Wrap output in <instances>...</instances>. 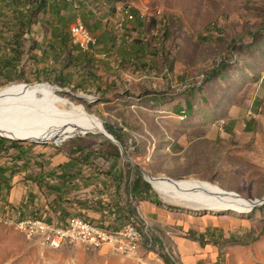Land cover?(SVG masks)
<instances>
[{
	"label": "rangeland",
	"instance_id": "1",
	"mask_svg": "<svg viewBox=\"0 0 264 264\" xmlns=\"http://www.w3.org/2000/svg\"><path fill=\"white\" fill-rule=\"evenodd\" d=\"M114 3L130 6L133 13L139 10L145 16H156L146 26L157 31L168 71L176 69L177 86L163 97V110L150 108L147 117H140L148 121L150 129L123 131L126 136L121 140L122 150L96 128L67 132L51 143L0 137V148L15 143L29 147L22 152L38 156L62 152L143 156L153 172L178 173L174 180L207 181L245 199L263 200L264 0H101L95 7L111 12ZM95 4L90 0L88 7L94 10ZM80 9L66 6L52 19V25H60L62 15L70 18V25L78 16L83 19ZM49 21L47 18L48 25ZM146 59L157 68L155 57L147 55ZM33 70L30 66L21 68L22 81L2 82L0 88L46 82L60 88L56 93L59 97L83 106L89 115L98 118L105 130L106 126L119 129L117 124L125 127V122H131L125 113L124 98L99 99L72 86L48 82V76H35L38 72ZM192 84L198 88L186 87ZM75 94L95 100L78 99ZM188 104L191 109L183 116L180 111ZM146 133L154 137L155 145H136L139 136ZM202 135L216 141L212 150L197 146V155H189L186 145L193 139L202 142ZM171 165L180 171H173ZM149 188L160 204L159 213L145 218L135 208L134 219L128 223L141 233L139 260L123 258L106 248L88 251L73 245L58 250L42 247L13 226L3 224L0 216V264H264V203L248 213L194 211L166 203Z\"/></svg>",
	"mask_w": 264,
	"mask_h": 264
},
{
	"label": "crops",
	"instance_id": "2",
	"mask_svg": "<svg viewBox=\"0 0 264 264\" xmlns=\"http://www.w3.org/2000/svg\"><path fill=\"white\" fill-rule=\"evenodd\" d=\"M95 1L94 10L82 6L83 19L78 15L77 18L96 38L97 44L91 53H82L74 47L69 57L63 50L61 38L55 34L59 25H52V19L57 16L50 12L52 1L47 3L44 11L35 12L29 28L21 32L14 20L19 12L15 8L9 9L6 0H0V82L16 81L21 77V68L30 66L38 72L35 76H47L51 70L72 75L70 86L99 99L111 96L124 98L125 113L130 115L131 122H125V127L117 124L119 129L109 128L115 133L117 142L122 144L121 140L126 136L122 133L128 128L136 131L150 129L148 121H142L140 117H147L150 108L163 110V97L177 86L174 84L176 69H170V73L166 68L167 61L160 53H148L147 42L143 40L147 34L144 32V20L139 19L137 13H133L134 17L125 25L123 36L116 40L119 15L99 11L95 6L101 0ZM132 34L135 41L142 43H127L125 38ZM21 40L23 45L20 49ZM147 55L156 58L157 68L148 59L143 60ZM65 57L70 58L69 62L66 60L65 63ZM194 86L186 87L198 88ZM151 98L154 101L150 102ZM190 109L188 104L180 114L184 116ZM158 135H161L160 129ZM206 137H200L202 142L191 140L185 147L186 152L196 156L194 150L198 149L197 146L210 152L216 141ZM154 142V137L146 133L139 136L136 145L154 146ZM166 144V141L162 142V145ZM22 150L30 149L18 145L0 148L1 218H32L63 226L70 217L76 216L90 224L117 230L133 221L135 208L145 218L159 213L160 204L151 196L150 185L143 172L153 178L174 180L178 177L176 172L151 171L147 158L143 159V156L80 152L38 156ZM171 167L173 171H180L176 165Z\"/></svg>",
	"mask_w": 264,
	"mask_h": 264
},
{
	"label": "bare ground",
	"instance_id": "3",
	"mask_svg": "<svg viewBox=\"0 0 264 264\" xmlns=\"http://www.w3.org/2000/svg\"><path fill=\"white\" fill-rule=\"evenodd\" d=\"M117 31L120 32L119 24ZM70 38L75 45L73 38ZM116 40H119V36ZM75 46L81 51V46ZM59 91L58 86L47 83L10 84L0 88V137L13 141L51 143L67 132L83 128H96L99 134L106 132L98 118L89 115L83 106L59 97L56 94ZM74 96L90 102L95 100L85 94ZM149 182L166 203L194 211L248 213L260 205V200L251 201L235 192L225 191L215 184L197 179L170 181L156 178L149 179ZM77 220L78 223H87L80 218L70 221ZM129 226L132 232H139L134 225ZM13 227L30 239L27 230L19 226ZM110 240H120V245H126L128 251H135L137 254L142 237L137 235L135 243L129 241V237H120V233H110Z\"/></svg>",
	"mask_w": 264,
	"mask_h": 264
},
{
	"label": "built area",
	"instance_id": "4",
	"mask_svg": "<svg viewBox=\"0 0 264 264\" xmlns=\"http://www.w3.org/2000/svg\"><path fill=\"white\" fill-rule=\"evenodd\" d=\"M72 9L75 10L74 0H65ZM114 12L119 13L120 38L123 36V25L130 21L134 14L130 6L124 4H116ZM138 17V10H137ZM139 19H147L146 17H138ZM69 36L73 38L74 44L81 46V51L92 52V48L97 44L96 38L85 27L81 19L76 18L69 26ZM127 42H132L126 39ZM251 114V113H249ZM3 224L8 226H19L30 233V241L37 242L42 247L63 248L65 245L80 246L87 248L88 251H100L106 248L110 253H114L129 260H139V254L135 251H128L126 245H120L119 241L110 240V233H120V237H129V241L137 243V235L140 232H132L131 226L128 224L120 229L111 230L90 223H78L77 221H69L63 226L48 224L39 219H23L14 220L11 218H3Z\"/></svg>",
	"mask_w": 264,
	"mask_h": 264
},
{
	"label": "trees",
	"instance_id": "5",
	"mask_svg": "<svg viewBox=\"0 0 264 264\" xmlns=\"http://www.w3.org/2000/svg\"><path fill=\"white\" fill-rule=\"evenodd\" d=\"M49 1H52V4H50V6H49L50 12L57 14V16L63 8L68 6V4L65 2V0H6L7 6L9 9L15 8L14 10H17V12H19L18 16H15L14 20H16L17 26L20 28L21 32L24 31L25 28H29L33 14L37 11H44L46 9L47 3ZM89 1L90 0H74L75 10H78L82 6L88 7ZM116 4L117 3H114L112 5V11L109 13L115 14V12H113L114 11L113 6H115ZM62 16H60V22H59L60 25H59V28L55 30V34L61 38L63 50L66 52V55H69V57H70L71 51H73L74 47H76V46L73 45L71 38L69 36V32H68L69 25H70L68 23H69L70 18L67 15H66L67 17L66 16L62 17ZM138 17H142V16H140L138 14ZM145 17L147 19H143L144 20L143 26H144V32L147 34L144 35L143 40L147 42L146 47H147L148 53L151 54V53L157 52V53H160V56H161L162 44L159 41V38L157 39V37H156L157 31L155 30V32H153L154 30H150L146 26V23H148L150 20L153 21L154 19H156V16H151L149 14L148 16H145ZM65 29H67V32L65 31ZM124 29H125V26L123 28V33H124ZM118 36L120 39V32L116 30L115 38H117ZM154 37H155V41L153 40ZM127 39L132 40V42L126 41L130 45L142 43L140 41H135L132 36L127 37ZM152 42H153V45H152ZM22 45L23 44H22V40H21L20 46H19L20 49L22 48ZM20 54H22V50H20ZM69 57H65V63H67V61L69 62V60H70ZM57 59H59V58H57ZM162 59H163V57H162ZM47 76L48 77H46V81H48V82H55V83H58L59 85H62V86L71 87L70 85H71L72 75L63 74L62 72H57L55 70H52L50 72V74ZM21 79L22 78L19 77L16 81H22ZM5 82L10 83V82H15V81H5ZM0 83H2V82H0ZM36 83H40V82H36ZM72 87L77 89L76 86H72ZM106 130L108 131V133L110 135H112L116 140H118L115 133L111 129H109L107 126H106ZM10 145L16 146L15 143H12ZM27 148H29V147H27ZM73 217L77 218L76 216H73ZM73 217H70V218H73Z\"/></svg>",
	"mask_w": 264,
	"mask_h": 264
},
{
	"label": "water",
	"instance_id": "6",
	"mask_svg": "<svg viewBox=\"0 0 264 264\" xmlns=\"http://www.w3.org/2000/svg\"><path fill=\"white\" fill-rule=\"evenodd\" d=\"M44 83H46V82H44ZM47 84H49V83H47ZM25 85H26V84H25ZM50 85H51V84H50ZM55 86H56V85H55ZM63 90L67 91V89H63ZM85 134H86V133H85ZM101 135H102L104 138H106L107 140H109L110 142L114 143L116 146H118L120 150H122L121 145H120V144H119V143L113 138V136L110 135L107 131L101 133ZM12 141H13V140H12ZM122 156H123V154H122ZM143 175H144L145 180L149 183V185H150L151 188L153 189L151 183L149 182V179H156V178H153V177H151L150 175H148V174H146V173H144V172H143ZM162 178L167 179V180H170V181H173V179H170V178H167V177H162ZM153 190H154V189H153ZM257 201H258V200H257ZM263 203H264V199H263V200H260V202H258V204H260V205L263 204Z\"/></svg>",
	"mask_w": 264,
	"mask_h": 264
}]
</instances>
